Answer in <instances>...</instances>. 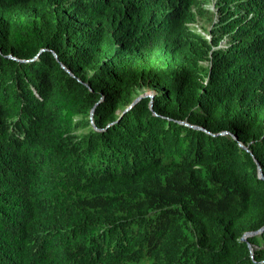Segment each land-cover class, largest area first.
<instances>
[{
  "label": "trees",
  "instance_id": "trees-1",
  "mask_svg": "<svg viewBox=\"0 0 264 264\" xmlns=\"http://www.w3.org/2000/svg\"><path fill=\"white\" fill-rule=\"evenodd\" d=\"M209 3L0 0V264H264V0Z\"/></svg>",
  "mask_w": 264,
  "mask_h": 264
},
{
  "label": "rangeland",
  "instance_id": "rangeland-1",
  "mask_svg": "<svg viewBox=\"0 0 264 264\" xmlns=\"http://www.w3.org/2000/svg\"><path fill=\"white\" fill-rule=\"evenodd\" d=\"M207 10H209L210 12H214V11H212V10H214L213 3L207 4ZM197 21H198V23L193 25V28L195 27L199 32H204L205 31L204 28H208L209 27L210 22L208 21V17L207 16L206 17L198 16V20ZM144 91H145L144 94H149V95H153L154 94V89L153 88H146V89H144Z\"/></svg>",
  "mask_w": 264,
  "mask_h": 264
},
{
  "label": "water",
  "instance_id": "water-1",
  "mask_svg": "<svg viewBox=\"0 0 264 264\" xmlns=\"http://www.w3.org/2000/svg\"><path fill=\"white\" fill-rule=\"evenodd\" d=\"M143 96L153 98V97H154V94H153V95L144 94ZM152 100H153V99H152ZM151 105H152V102H151ZM93 114H94V110L92 111V115H93ZM199 129H201V128H199ZM234 138L237 139V137H236L235 135H234ZM241 146L245 148V146H244L243 144H241ZM245 149H246V148H245ZM259 171H260V175L262 176V175H263V172H262L261 167H259ZM262 231H263V229H262L261 231H259V232H262ZM259 232H258V233H259ZM252 234H253V233H247V234L244 236V238L242 239V241H245V240L247 239V237L250 236V235H252Z\"/></svg>",
  "mask_w": 264,
  "mask_h": 264
},
{
  "label": "clouds",
  "instance_id": "clouds-1",
  "mask_svg": "<svg viewBox=\"0 0 264 264\" xmlns=\"http://www.w3.org/2000/svg\"><path fill=\"white\" fill-rule=\"evenodd\" d=\"M211 3H213V8H214V10H212V11H214V12H212V13H216V11H217V9H216V0H211ZM206 9H207V7H206ZM198 32H199V31H198ZM199 33L205 35L209 40L211 39L210 36L207 35V34H205L204 32H199Z\"/></svg>",
  "mask_w": 264,
  "mask_h": 264
}]
</instances>
